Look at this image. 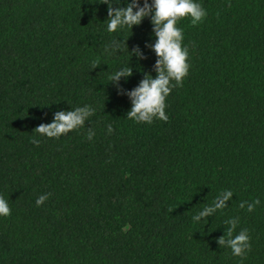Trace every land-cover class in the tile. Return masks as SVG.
<instances>
[{
    "label": "trees",
    "instance_id": "trees-1",
    "mask_svg": "<svg viewBox=\"0 0 264 264\" xmlns=\"http://www.w3.org/2000/svg\"><path fill=\"white\" fill-rule=\"evenodd\" d=\"M100 2L0 0V264H264V0H196L203 21L177 23L188 75L151 124L126 117L127 93L156 75L150 17L110 33ZM114 39L126 46L105 52ZM86 105L82 128L34 131ZM223 190L226 207L194 221ZM235 217L243 259L217 243Z\"/></svg>",
    "mask_w": 264,
    "mask_h": 264
},
{
    "label": "clouds",
    "instance_id": "clouds-1",
    "mask_svg": "<svg viewBox=\"0 0 264 264\" xmlns=\"http://www.w3.org/2000/svg\"><path fill=\"white\" fill-rule=\"evenodd\" d=\"M100 3L108 6L106 21L107 31L110 33L117 31L118 28L132 29L133 25L138 26L145 17H150L155 43L146 47H150L156 55L154 65L156 75L153 78L150 74H145L139 85L127 93L131 100V108L126 117L137 123L151 124L154 120L168 122L169 117L165 111L166 99L173 88L183 86V80L190 68L187 62L189 49L183 45V29L179 28L177 23L187 17L191 19L193 26L198 25L206 17V10L196 0H151V3L149 0H142V5L141 0H131L123 7H113V4L119 5L120 0H101ZM125 41L112 40L110 45L105 46V52L114 54L121 50L122 45L126 46ZM131 53L139 59H144L138 47H134ZM99 64L98 59L94 60L92 68L98 67ZM132 74L131 67L121 68L109 77V81L115 84L121 77L127 78ZM117 92L122 93L118 86ZM94 113L95 109L88 105L76 107L70 111H57L51 123L40 124L34 131L47 138H59L70 131L82 128L85 121ZM107 131L109 133L113 131L111 125L108 126ZM94 134L89 129L88 139L91 140ZM31 142L37 145L40 143L34 137ZM50 195L47 193L39 196L36 200L37 206L42 205ZM232 196L233 192L230 190L221 191L211 205L204 206L193 216V220L200 221L202 217H208L217 210H223L226 207L225 201ZM259 203L258 199L253 200L252 203L242 201L239 207L244 208L247 204V211L252 212ZM10 214L11 208L8 201L0 195V216L7 217ZM225 224L228 225L225 235L219 237L217 243L229 248L233 256L245 258L247 252L251 251L248 230L241 229L234 235L239 224V217L228 219Z\"/></svg>",
    "mask_w": 264,
    "mask_h": 264
}]
</instances>
